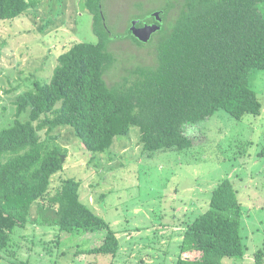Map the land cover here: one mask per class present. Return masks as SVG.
Instances as JSON below:
<instances>
[{
  "label": "trees",
  "instance_id": "obj_1",
  "mask_svg": "<svg viewBox=\"0 0 264 264\" xmlns=\"http://www.w3.org/2000/svg\"><path fill=\"white\" fill-rule=\"evenodd\" d=\"M41 1L0 0V19H14ZM82 1L93 17L98 41L73 39L58 55L49 79H35L17 95L13 121L0 128V259L10 264H18L12 247L16 229L30 222L67 233L106 230L100 245L81 253L115 256L120 248L109 223L82 202L80 179H62L55 193H49L67 148L41 132L71 127L87 152L106 153L116 136L136 126L139 145L152 153L191 147L184 127L219 109L236 119L261 112L248 77L252 69H264V0H165L160 21L149 14L148 22L160 26L154 32L159 35L155 64L135 65L113 84L104 78L117 61L109 49L113 39L144 46L154 33L147 42L129 27L114 34L102 12L104 0ZM171 11L174 16L169 18ZM258 156L264 158V142ZM35 203L36 221L30 219ZM243 214L235 184L221 180L208 208L187 222L175 264H224L225 257L243 258ZM253 258L254 264H264V251H255Z\"/></svg>",
  "mask_w": 264,
  "mask_h": 264
},
{
  "label": "rangeland",
  "instance_id": "obj_2",
  "mask_svg": "<svg viewBox=\"0 0 264 264\" xmlns=\"http://www.w3.org/2000/svg\"><path fill=\"white\" fill-rule=\"evenodd\" d=\"M164 3L104 0L102 12L111 32L122 34L132 19L149 21V14ZM173 16L171 11L169 18ZM92 18L82 0H42L14 19H0V128L13 121L17 95L31 88L35 79L47 81L58 55L73 39L98 41ZM158 37L154 33L144 46L113 39L109 49L117 61L105 73L106 82L119 81L135 65L155 64ZM248 81L261 102L260 114L236 119L219 109L184 127L193 144L183 150L146 153L136 126L116 136L106 153L87 152L71 127L48 135L41 132L43 138H54L67 148L63 169L52 177L49 193H55L62 179H80L82 202L109 223L120 248L115 256L81 253L100 245L106 230L67 233L30 222L16 229L12 242L18 264H175L187 222L208 208L212 190L225 178L238 189L247 247L243 258L225 257L223 262L254 264L253 253L264 251V158L258 156L264 142V69H252ZM30 219H38L36 203ZM0 264L10 263L0 259Z\"/></svg>",
  "mask_w": 264,
  "mask_h": 264
},
{
  "label": "water",
  "instance_id": "obj_3",
  "mask_svg": "<svg viewBox=\"0 0 264 264\" xmlns=\"http://www.w3.org/2000/svg\"><path fill=\"white\" fill-rule=\"evenodd\" d=\"M152 15L155 17L156 20H159V21L161 20L159 11H154ZM136 23H137L136 20L132 21L130 30L137 39L143 42H146L150 38L151 34L160 28L158 24L136 27L135 25Z\"/></svg>",
  "mask_w": 264,
  "mask_h": 264
},
{
  "label": "flooded vegetation",
  "instance_id": "obj_4",
  "mask_svg": "<svg viewBox=\"0 0 264 264\" xmlns=\"http://www.w3.org/2000/svg\"><path fill=\"white\" fill-rule=\"evenodd\" d=\"M151 14H153V12H152ZM153 17H154V16H153ZM154 18H155V17H154ZM133 20H136V21H137V23L135 24L136 27H142V26H145V25L157 24L156 22H153V21L148 22V21H146V20H144L142 23H140V19H137V18H136V19H132V20H131V24H132V21H133ZM130 27H131V25H130ZM130 27H129V28H130ZM152 34H153V33H152ZM152 34H151V35H152ZM150 37H151V36H150ZM148 40H149V39H148ZM148 40H147V41H148ZM147 41H146V42H147Z\"/></svg>",
  "mask_w": 264,
  "mask_h": 264
}]
</instances>
